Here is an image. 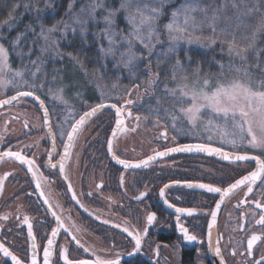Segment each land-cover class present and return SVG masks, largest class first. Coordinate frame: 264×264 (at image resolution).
I'll return each instance as SVG.
<instances>
[{
  "label": "snow or ice",
  "instance_id": "obj_1",
  "mask_svg": "<svg viewBox=\"0 0 264 264\" xmlns=\"http://www.w3.org/2000/svg\"><path fill=\"white\" fill-rule=\"evenodd\" d=\"M244 7L248 9V14H258V22L248 31V26L239 20L236 23H222L223 14L228 7V0L223 5L217 6L215 0H210L205 4L204 0H183L178 7L170 12V18L167 23L161 26V18L165 15L166 6L173 3V0H119V7H113L111 0H89L88 3L82 5L79 11H75L76 0H71L68 5L66 16L70 17V22L57 21L51 27H47L40 21L37 15L38 26L40 31L36 34V39L42 40L40 52L52 53L62 58L59 51L60 40L67 39L69 33L86 37L89 31V24L93 26L103 23L104 27L97 29L92 34L99 42L101 39L106 41L107 47L103 43L99 44V51L103 58L108 57L115 59L116 67H123L128 70L129 77L132 78V86L126 88L124 92L119 93L115 99L122 103H111L113 97L97 83L100 90V102L95 105H89V110L83 112L78 118L69 112L68 117L63 121L54 123L50 117L49 107L45 104V100L37 95L38 91L45 88L44 83H36L35 79L40 72V58L31 60V48L28 53H20V58L29 57V62L35 68V71L26 73L22 70L13 71L9 64V48L3 42H0V93L6 91L9 87L15 90V94L9 95L6 99H0V108L12 106L14 101L20 98H33L38 102V108L42 110V127L46 129V136L50 142V149H46L47 166L49 169H57V175H62L63 181L66 182L67 191L71 193V199L76 201L85 212L88 209L84 204L80 203L77 193L73 187L70 177V167L73 162L77 143L83 133L86 124L92 117L105 108L114 109L115 127L111 130V137L107 139V151L111 157L124 169H139L148 167L150 163L157 158L166 157L172 153H206L209 156L220 157L226 161L249 162L254 165L253 170L248 171L234 182L228 184L227 187H218L213 184L185 182L189 189H203L208 193L219 194L220 200L215 205V210L208 213L211 217V223L208 225L207 246L215 257L219 258V264H226L222 254L221 241L223 235L219 234L213 241V228L217 223V215L221 205L225 202V198L231 197L237 190L244 191V199L239 201L237 207L241 205H254L249 212L241 214V222L237 229L245 233V239L237 241L230 249V254L235 257L239 254L243 259L237 264H264V57H261V50L257 48L258 37L264 34V0H240ZM40 0H29L23 7L25 10L31 9L39 14L42 9L38 7ZM20 4H14L8 13V18L0 24V30L5 25L11 30L16 23L13 13L19 8ZM232 6L237 7L236 0H232ZM45 7L51 9L52 5L45 0ZM54 11V10H53ZM123 14V20L126 23V30L117 27V20ZM26 31L35 33V28L31 25L26 26ZM163 35L167 38V48L158 51L156 46L164 43ZM207 33V34H206ZM239 33V38L237 36ZM25 33L18 34L12 41V48L15 51L24 39ZM5 37L0 32V41ZM219 42L220 51L228 56L227 65L217 61L219 65L218 73H205L201 75L199 66L191 72L185 69L184 63L179 58V49L181 44L192 45L197 44L203 47H212ZM35 43V40L33 41ZM141 49L140 51L137 48ZM155 53V55H154ZM70 59L79 63L77 57L72 53H68ZM187 62L191 63V57L186 55ZM174 61V63L172 62ZM143 64L147 80L136 83L137 73ZM169 65V75L161 79L162 65ZM83 67V65H81ZM30 77L32 82H29ZM170 82L174 87H169ZM55 79V78H54ZM163 85L160 88V85ZM112 89L119 88L117 83L111 85ZM162 91L166 96L173 100V109L165 110L170 117L171 128L175 135L171 137L172 141H176L180 135H189L184 128H178V123H186L189 129L194 130L203 126L205 132L210 133L205 141L194 143L176 144L172 147H165L163 151L154 150L155 154L148 156L146 159L133 162L127 159H121L117 154L118 137L129 131L135 132L139 127L141 119L147 121L148 114L143 116L137 112L133 114L131 106L135 101L130 98L132 92L136 91L138 95L141 91L145 93L155 94L156 90ZM48 95L52 101L60 104L68 105V100L64 95V88L58 87L55 90L49 88ZM160 100H157V105ZM154 116L157 126L161 124L159 107L149 109ZM70 117V119H69ZM19 119V116L13 117ZM131 118L135 122L134 127L126 126V119ZM10 121H5V126L0 131V146L3 144L4 134L7 133V125ZM23 127L29 129V121L23 122ZM165 131L161 133L164 140H168V125H164ZM216 134L218 146L214 145L213 135ZM60 140L61 152L57 150V139ZM194 139H198L194 136ZM38 142L32 145H23L19 150H13V147H0V162L15 161L20 165L26 166V172L31 174L32 180L35 182L34 191L38 190V197L43 198L42 203L47 206L46 211H50L55 218L56 227L52 229L50 237H46V246L42 249L43 264H52V257L58 248V256L63 264H121L125 255L135 257L143 250L145 237L148 235V228L157 221L155 212H150L146 216V224L141 231L140 229L123 227L122 231L127 233L134 243L131 250L109 252L108 249L97 250L94 246H86L75 234L70 235L69 243H74L76 248L82 250V255L71 257L67 243L57 245V238L61 229L64 230L66 236L73 232L81 231L76 228L74 222L72 227H65L64 220L58 215L55 209H63L57 203H52L51 192H46V186L52 181L49 176H45L41 171V166L37 164L34 154L29 156L24 149L38 147ZM226 148L231 149L230 151ZM258 153V154H255ZM54 155H58L59 159L53 163ZM12 176L11 172L0 174V197L3 196L5 189V181ZM174 184H180L177 180ZM120 184L123 186L124 178L121 176ZM259 184L258 193H254V189ZM171 185L165 184L160 190V196H165L164 189ZM103 188L101 181L97 185V189ZM126 191V190H125ZM87 195L91 196L89 192ZM147 192H141L135 197L137 201H141ZM249 196L253 198L248 199ZM258 196V198H257ZM18 199V197H17ZM165 203L169 208H174L178 214L176 223L179 231L182 233L183 239L189 242L197 241V236L190 234L188 228L180 222V214H187L191 217L196 212L195 208H179L174 204ZM22 208V206H20ZM18 208L16 219L22 225L27 226V235L31 240V256L27 260V264H40L38 243L36 235L33 231L31 217L23 214ZM258 210V211H257ZM11 214L0 215V220L7 221ZM258 217V218H257ZM99 220L100 216L96 215ZM104 223H109L104 220ZM127 224V221H125ZM248 224V227H245ZM256 226H259L257 228ZM116 228L121 225L116 224ZM8 231H11L9 229ZM0 232H3V224H0ZM204 243V241H199ZM229 244H232V238H229ZM259 245V248H257ZM167 247V245H164ZM114 248L115 245H112ZM160 245H155L154 256L159 258ZM254 249L255 255H254ZM177 247V251H178ZM103 253V254H100ZM0 254L5 258H10L12 264H25V259H21L13 253L3 240H0ZM83 254H88L87 256ZM27 259V257H26Z\"/></svg>",
  "mask_w": 264,
  "mask_h": 264
},
{
  "label": "flooded vegetation",
  "instance_id": "obj_2",
  "mask_svg": "<svg viewBox=\"0 0 264 264\" xmlns=\"http://www.w3.org/2000/svg\"><path fill=\"white\" fill-rule=\"evenodd\" d=\"M75 81L77 82L79 79L70 78L69 83L65 85L58 83L51 87L47 86L43 89V91L46 90L44 94L42 91L37 92V95L45 100V104L50 105L49 112L54 123V130L56 122L63 121L68 117L69 112L78 118L83 112L89 110V105L100 102V90L96 85H86L83 82L77 85ZM104 86H107L104 90L113 97L111 103L119 104L123 102V99L129 98L123 97L120 101L115 99L119 93L124 92L126 87L122 89L119 86L113 90L111 85H101V87ZM58 87L64 88L68 105L54 102L48 95L49 88L55 90ZM13 94H15V90L11 91L9 87L0 93V99H6ZM130 98L135 101L131 106L133 114L135 115L137 112L142 116L148 114L149 119L147 121L141 119L135 132L129 131L118 137L116 141L117 154L121 159L138 162L154 155V150L163 151L165 147H172L176 144L206 140V138L196 136L198 139H194L190 133L189 135H180L176 141H172L171 137L175 135V132L170 126V117L166 120L167 123H163L160 128L151 126L154 117L149 109L158 107L153 102V95L143 91L138 95L136 91H133ZM16 116H19V119L13 118ZM25 119L29 121L27 130L23 127ZM5 121H10V123L7 125L8 131L4 134L3 144L0 147H13L15 151L23 148L25 144L32 145L34 142H38V147L26 148L24 152L29 156L34 154L37 164L41 166V171L45 176L50 177L52 183L46 186L45 191L51 192L53 205L59 203L63 209V211L60 208L55 210L64 220L65 227H72L74 222L76 228L81 229L79 232L73 229V232L67 236L61 229L57 238V245L67 243L70 258L82 255V250L77 249L74 243L68 242L71 234L77 235L86 246H94L97 250L130 251L134 241L122 231L123 227L142 231L146 224V216L150 212H155L157 221L148 228L142 252L135 257L125 255L121 264H184L187 259L191 260V264H215L212 259L213 254L207 246L208 225L211 223L208 213L215 210L220 196L208 193L203 189H189L185 182L210 183L218 187H227L228 184L253 170L252 163L226 161L196 154L172 153L166 157L157 158L148 167L124 169L122 165L112 159L111 154L107 151L106 141L111 137V130L115 127L114 109L107 108L98 112L86 124L77 143L70 167V177L77 198L88 209V212H85L76 201L71 199V193L67 191L62 175H57V169H49L47 166L45 150L50 149V142L45 134L46 129L42 127V110L38 108V102L29 98H20L19 101H14L12 106L0 108V131L3 130ZM181 124L185 129L186 123L183 122L178 123L177 127L181 128ZM164 125H168V140H164L161 136V133L165 131ZM126 126L134 127L135 122L128 118ZM145 130L146 139L150 142L147 151L141 153L135 146H124V142L128 140H138V136ZM213 142L215 146H218L215 141ZM57 150L58 152L62 151L59 138L57 139ZM226 150L230 151L231 149L226 148ZM58 159L59 156L54 155L53 163H56ZM6 171L11 172L12 176L5 181L4 193L0 197V215H11L7 221L0 220V224H3L0 240H3L15 255L25 259V264H27V260L31 256V240L27 235V226L22 225L16 219V216L20 214L18 208L22 206L20 211L31 217L33 231L39 245L38 259L40 264H43L42 249L46 246V237H50L52 229L56 227L55 218L50 211L45 210L47 206L42 203L43 198L38 197V190L34 191L35 182L32 180L31 174L26 172V166L15 161L0 162V174ZM121 176L124 178L123 186L120 184ZM177 180L181 183L174 184L173 182ZM101 181L103 188L97 189V185ZM165 184L171 186L164 189L165 196L161 197L160 190L164 188ZM244 191L246 189L237 190L231 197L225 198L217 215L216 226L212 230L213 241L217 235H223L221 248L226 264H237L243 259L239 254L233 257L230 254V249L237 241L245 239L244 232L233 231L238 228V224L241 222V214L249 212L250 218V208H254V205L237 207L239 201L244 199ZM258 191L259 184L254 189V193H258ZM89 192L92 193L91 196L87 195ZM141 192H147V195L141 201H137L135 197ZM252 198V196L248 197L249 200ZM165 199L168 203L179 208L197 209V212L191 217L187 214H180V222L188 228L190 234L197 236V241L189 242L183 239L176 223L178 214L174 208L168 207ZM96 215L100 216L99 220L96 219ZM104 220H108L109 223L105 224ZM116 224L121 227L116 228ZM245 227L247 228L248 224H245ZM256 227L259 228V226ZM9 229L11 231H8ZM230 237L232 244L228 243ZM199 241H204V243H199ZM157 244L161 246L159 258L154 256V248ZM112 245L115 247L113 248ZM255 251L254 249V255ZM57 253L58 248L52 257V264H63ZM83 255L87 256L88 254ZM215 259L219 262L218 257ZM0 264H12V262L10 258H5L0 254Z\"/></svg>",
  "mask_w": 264,
  "mask_h": 264
},
{
  "label": "rangeland",
  "instance_id": "obj_3",
  "mask_svg": "<svg viewBox=\"0 0 264 264\" xmlns=\"http://www.w3.org/2000/svg\"><path fill=\"white\" fill-rule=\"evenodd\" d=\"M22 1L23 0H21L20 2H22ZM58 1H61V0H48V2L51 3V5H52V8L49 9L50 15L52 17H54L53 12H57L58 6L56 5V2L58 3ZM88 2H89V0H76L74 10L78 12L79 8ZM209 2H210V0H204L205 4H207ZM181 3H183V0H173V3L166 6L165 15L167 14L168 17L163 24L168 22V20L170 18L171 10L175 7H178ZM224 3H225V0H215V4L217 6L223 5ZM236 3H237V7H233L232 6V0H228V7H227L226 12L223 14L222 23L229 22V23L234 24V23L238 22V18H239V20L243 21V23L248 26V31L250 32L251 27H253L255 25V23L258 22V14L252 13L251 15H249L248 9L244 7V4L241 3L240 0H236ZM38 7L40 9H42V11H43L46 8L45 7V0H40ZM117 7H119V2H118ZM67 11H68V7H67ZM120 18L122 19L123 24L119 28H123L126 30V23L123 20V14H121ZM40 21L43 22L47 27H51L55 23V22L51 23V24L45 23L44 19H40ZM60 21L70 22V17L66 16L64 14ZM16 26H17V23H15V26L11 30H13ZM33 27L35 28V33L31 34L29 37L24 38L22 40L23 44H21V46H19L15 49V53L17 55H19L20 53H28L29 49L31 48L32 54H31L30 59L36 60L37 57L40 58V61H41V63L39 64L40 72L38 73V75L35 79L36 83L42 82V83H44L45 87H47V86L51 87V86H54L58 83L65 85V84L69 83L70 78H74L75 80L79 79V81H77V82L75 81L77 85H80L82 82L86 85H88V84L97 85V83H99L100 85H107V84L112 85L113 83H117L122 89H124L125 87L129 88L132 86L133 81H132V78L129 77L128 70L123 68V67H119V68L116 67L115 66L116 61L114 58L108 57L107 60H105L103 58V56L101 55V53L98 52L100 61H99V63H96L97 64L96 66H99L100 69L95 68V69L88 70L86 67H84V65H83V67H81L82 64L80 62L77 63L76 61L70 59L68 56V53L66 54L64 49L62 48V44L67 42L68 40H70V38H72L74 36H79L81 40L86 41V42L90 40L89 37L91 36V37H93L92 39L94 40V43L98 44V49H99L100 43H103L104 46L107 47L106 41L101 39L98 42L92 34L97 29L103 28L104 27L103 23H100V24L95 25V26H93L90 23L89 24V31H88V34L86 37L82 38L79 33H77L76 35L69 33L67 39L60 40L59 51L62 54V58L59 56H56L54 52L44 53V54H42L40 52V47H41L43 41L36 39V34H38L40 31V28L38 26V22H36L35 25H33ZM11 30H9L7 25H5L3 27V29L0 30V32H2V35L5 37V39H7L8 33L10 34ZM239 35L240 34L237 33L238 38H239ZM13 40H14V38H12L10 40L11 44H12ZM34 40H35V43H33ZM162 40H164V43L158 44L156 46L158 51L164 50L168 46L167 38H166V36L163 35V31H162ZM0 42H2V41H0ZM257 48L264 50V34H262L258 37ZM137 50L138 51L141 50L139 48V46H138ZM192 50H199L204 54V56L200 60L191 59V63L189 65V63L186 60V55L190 56L189 54ZM260 54H261V57H264V51H261ZM154 55H155V53H154ZM64 58H67V60L69 59V62L65 63V61H62ZM179 58L184 63L185 69L188 71L189 74H191V72L194 71L197 68V66H199V69L201 71V75H203L205 73H218L219 72V65L216 63L217 61H219L225 65H227L229 62L226 51L224 53H222L220 51L219 42L212 47H203V46H200L197 44H192L190 46L185 45V44H181L180 49H179ZM16 61H17L15 64L16 69H13V68H11L12 62L10 61V58H9L10 68L13 71L22 70V71H25L26 73L31 72V71H35V68L29 62V57L27 55L24 56L23 60H21L20 55H19L17 57ZM172 62L174 63V61H172ZM162 68H163V70L161 71V79H163L166 75H169V65H167V64L162 65ZM137 77L138 78L135 81L136 83H141L142 81L148 79V76L146 74V70L143 67V64H141V69L137 73ZM26 78L29 79V82H32L30 77L26 76ZM174 86L175 85L170 82V78H169V87H174ZM162 87H163V85L161 84L160 88H162ZM12 90H14V89L11 88V91ZM41 91L43 94L46 93V90H44V91L41 90ZM148 94L150 95L151 93H148ZM147 99H149V98H147ZM158 99L160 100L159 105H157ZM153 102H155V104L160 109L161 124L159 126H157L155 124V121L153 120L151 126L153 128L154 127L160 128L163 125V123H167L166 120H168L169 117H168L167 113L165 112V110L171 111L173 109V100L171 97L166 96L162 91H160L158 89V90H156L155 94L153 95ZM181 128H184L183 124H181ZM185 131L189 132V133H191V135H193L192 130L189 129V126L187 124L185 126ZM143 133H144V135H143ZM209 134L210 133L204 131L203 126L194 130V136L199 137V138H207V136ZM212 135H213V141L216 142L217 141L216 134L212 133ZM130 142H131V144H129ZM131 145L135 146L136 149L141 153L144 151H147L148 147L150 146V142H148L146 139V130L144 132H142V134L140 136H138V140L132 139L131 141L128 140V141L124 142L125 147H129Z\"/></svg>",
  "mask_w": 264,
  "mask_h": 264
},
{
  "label": "trees",
  "instance_id": "obj_4",
  "mask_svg": "<svg viewBox=\"0 0 264 264\" xmlns=\"http://www.w3.org/2000/svg\"><path fill=\"white\" fill-rule=\"evenodd\" d=\"M0 0V24L3 23L4 20L8 18V13L11 11V8L14 4H20L21 6L16 9V11L13 13L14 17L16 18L17 26L10 31V34L8 33L7 39L3 40L2 42L5 44L6 47L9 48L10 53V61L12 62L11 68L16 69V59L19 55L15 53L13 48L11 47V39L15 38L18 34L25 33V37H29L33 32L26 31V26L35 25L37 21V15H39L40 19H44L45 23H54L57 21H60L62 16L67 11V7L70 0H61L56 2V5L58 6L57 12H53L54 17L50 15L49 8H45L43 11H41L39 14L35 13L34 11L25 10L23 5L25 3H28L29 0ZM119 0H111L112 6L117 7ZM168 15H164L161 18L160 24L161 26L167 19ZM122 19L119 17L117 20V27L122 26ZM89 41H83L80 39L79 36H74L70 38L67 42L62 44V48L64 49L65 53H72L73 56L77 57L79 62L84 65L88 70L91 69H100L99 66H96V63H99V49L98 44L94 43L93 37H89ZM70 41V42H69ZM21 44L23 42L21 41ZM20 44V46H21ZM17 55V56H16ZM191 59L194 60H200L203 58L204 54L199 50H192L190 52ZM182 56V55H181ZM62 61L69 62V59L64 58ZM68 66V65H67ZM77 71V70H76ZM78 72V71H77ZM186 263L184 264H191V260H185Z\"/></svg>",
  "mask_w": 264,
  "mask_h": 264
},
{
  "label": "water",
  "instance_id": "obj_5",
  "mask_svg": "<svg viewBox=\"0 0 264 264\" xmlns=\"http://www.w3.org/2000/svg\"><path fill=\"white\" fill-rule=\"evenodd\" d=\"M29 99H32L33 100V98H29ZM34 101V100H33ZM36 102V101H35ZM105 109H107V108H105ZM182 154H196V155H201V156H206V157H211V158H215V159H222V158H220V157H216V156H209L208 154H206V153H182ZM238 162V161H237ZM212 259H213V261H214V263L215 264H219V262L215 259V257L212 255Z\"/></svg>",
  "mask_w": 264,
  "mask_h": 264
}]
</instances>
